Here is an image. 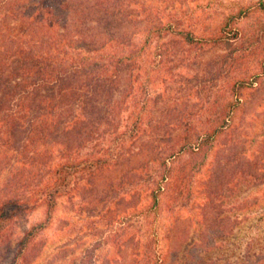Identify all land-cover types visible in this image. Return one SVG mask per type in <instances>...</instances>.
<instances>
[{"label": "rangeland", "instance_id": "obj_1", "mask_svg": "<svg viewBox=\"0 0 264 264\" xmlns=\"http://www.w3.org/2000/svg\"><path fill=\"white\" fill-rule=\"evenodd\" d=\"M97 1L75 0L76 12H89L86 5ZM259 1L108 0V12L123 14L119 29L134 32L146 28L147 19L157 26L171 20L196 40L188 45L172 31L144 44L140 59L130 66L139 73L136 86L129 89L124 71L117 98L130 91L134 111L145 100L151 131L132 154L89 182L79 176L77 186L58 200L24 264H148L146 251L153 260L158 257V264H264V183L252 185L253 180L239 177L251 172L264 180V12L246 9ZM144 35L133 37L143 43ZM237 80L248 86L233 95L231 84ZM236 96L230 126L203 159L182 154L184 177L151 207L145 188L157 165L150 159L176 142L184 119L193 121L199 134L218 122L224 102ZM126 110L118 133L128 122ZM113 138L106 136L102 145ZM228 173L234 177L226 189L233 193L219 197V175L228 180ZM219 209L229 216L221 233ZM43 218V207L15 215L9 239ZM9 263L7 257L3 264Z\"/></svg>", "mask_w": 264, "mask_h": 264}, {"label": "trees", "instance_id": "obj_2", "mask_svg": "<svg viewBox=\"0 0 264 264\" xmlns=\"http://www.w3.org/2000/svg\"><path fill=\"white\" fill-rule=\"evenodd\" d=\"M0 3H4L0 4V264L7 257L9 264H24L36 237L53 217L58 200L77 186L79 176L89 182L112 162L132 154L136 142L151 131L150 118L148 123L145 119L150 112L145 100L134 111L131 106L136 99L130 91L117 98L126 79L124 71L129 89L135 88L139 73L130 66L140 59L144 44L153 36L159 41L172 31L188 45L196 38L189 30L174 28L171 20L157 26L147 19L146 28L134 32L119 29L123 14L108 12V0L86 5L89 12L84 8L76 12L75 0ZM246 9L264 12V0ZM143 32L144 41L139 43L133 36ZM244 86L248 85L243 80L233 82V95ZM237 102V96L226 100L218 122L199 134L194 122L184 119L176 142L150 159L157 165L145 188L151 207L158 206L159 195L184 177V163H179L184 152L202 159L206 156L230 126ZM122 103L125 107H120ZM125 110L128 122L118 133ZM111 134L112 143L102 145ZM233 177L223 180L219 175V197L233 193L226 189ZM239 177L253 180L252 185L264 183L251 172H241ZM38 207L44 208V218L9 239L12 218ZM221 213L219 209L220 233L229 218ZM145 258L148 264H158V257L153 260L151 252L146 251Z\"/></svg>", "mask_w": 264, "mask_h": 264}]
</instances>
